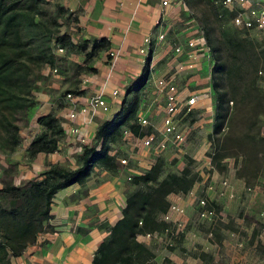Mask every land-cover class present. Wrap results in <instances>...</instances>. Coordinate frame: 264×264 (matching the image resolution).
Returning <instances> with one entry per match:
<instances>
[{"label": "trees", "instance_id": "obj_1", "mask_svg": "<svg viewBox=\"0 0 264 264\" xmlns=\"http://www.w3.org/2000/svg\"><path fill=\"white\" fill-rule=\"evenodd\" d=\"M204 1L213 9L218 21L228 17L231 20L235 16L234 10L215 5L212 0ZM46 3V0H0V148L8 151H15L21 143L18 123L31 105L27 97L35 88L34 71L44 66L53 69L54 47L83 56L84 64H92L101 52H109L110 43L106 38L74 43L69 27L77 23L75 15L58 4H54L50 13ZM241 34L227 25L220 28L218 37L204 33L213 64L210 80L214 117L208 139L213 166L219 171L225 169L222 162L230 156L229 149L246 152L255 148V137L260 130L255 114L264 106V91L258 85L259 73L264 72V50ZM107 56L110 58L109 54ZM150 59L149 55L141 73L125 88L119 111L111 119L101 122L93 142L83 147L77 168L69 170L53 166L19 186L3 180L0 189V264H12V258L22 255L29 246L36 244L38 235L49 229L52 201L59 190L85 183L97 166L112 173L116 171L118 163L110 151L120 144L124 128L135 135L144 134L130 123L137 118L140 96L150 77ZM87 68L95 72L91 66ZM72 94L81 92L70 90L66 96ZM234 123L245 127L246 131L239 137L232 135ZM37 124L42 130L26 148V157L30 161L41 153H56L65 134L61 120L52 114L39 116ZM191 164L189 159L180 172H168L165 161L158 158L150 169L130 176L131 179L126 181L122 217L108 227V234L95 251L92 264H156L153 249L136 242L135 237L164 228L160 217L168 211V197L187 194L199 181ZM231 224L222 226L230 229ZM219 234L218 230L215 236L218 238Z\"/></svg>", "mask_w": 264, "mask_h": 264}, {"label": "crops", "instance_id": "obj_2", "mask_svg": "<svg viewBox=\"0 0 264 264\" xmlns=\"http://www.w3.org/2000/svg\"><path fill=\"white\" fill-rule=\"evenodd\" d=\"M169 1L163 8L160 0H65V8L78 20L75 29L77 38L79 40L106 38L110 43L109 52H101L93 60L91 66L95 69L94 73L79 76L77 90L81 94H72L74 100H67L66 97L63 99L68 105L66 112H54L56 97L44 98L42 95L37 97L42 115L53 113L61 120L65 134L58 143V151L47 155L41 153L29 162L26 160L27 151L0 153V178L5 175L7 181L19 186L28 180L36 179L42 171L53 166L59 165L69 170L77 168L79 155L75 153V146L78 139L70 130L72 127L81 129L91 142L98 125L104 120L111 119L119 111L125 88L141 73L145 59L149 55L150 75H154L153 83L148 90L142 91L137 114L148 119L149 127L141 130L144 134L160 127L163 104L156 101L154 80L173 69L176 58L172 47L185 44L190 38H196L200 30L196 17L185 0ZM164 33L165 39L159 40ZM146 38L150 39V43L146 47L148 53L145 56L139 53V49L143 47ZM109 53L114 54V60L108 58ZM184 59L185 55H182L177 60ZM195 64L194 71L182 72L176 77L181 97L208 85L206 78L210 69L209 61L197 58ZM82 79L87 80L85 86L81 84ZM114 90L120 91L116 98L111 95ZM94 94H101L102 99L108 104V111L97 112L91 120L89 115H78L76 120L70 122L67 114L71 109L80 110L86 105L87 98ZM209 103L199 102L192 116H206L209 113ZM196 123L197 121L193 124ZM199 125L200 122L197 123V126ZM37 127L33 121L31 124L33 132L30 131L29 135L25 132L20 134L22 137L28 135L27 138L31 142L33 136L41 131H38ZM120 144H124L122 138ZM206 144L210 147L208 141ZM115 147L119 150H115L117 152L114 154V150L110 151V155L115 159L120 157L127 159L128 166L117 165L114 173L97 166L85 183L73 184L59 190L52 201L51 218L47 223L49 229L38 235L36 244L29 246L22 255L12 258V264H92V257L100 242L107 236L108 227L122 217L127 177L150 169L158 158L165 161L169 150L175 148L170 145L166 152L158 156L153 149L140 148L133 151L128 144ZM190 149L194 155L197 153L193 147ZM191 158L194 159V156ZM165 163L167 164L166 161ZM196 174L199 181L195 183L193 189L201 196L205 194L207 185L205 179L208 173L205 174L201 170ZM3 177L0 179V189L4 184ZM175 197L176 194H171L168 197L169 203L175 201ZM187 208V224L190 230L193 209Z\"/></svg>", "mask_w": 264, "mask_h": 264}, {"label": "built area", "instance_id": "obj_3", "mask_svg": "<svg viewBox=\"0 0 264 264\" xmlns=\"http://www.w3.org/2000/svg\"><path fill=\"white\" fill-rule=\"evenodd\" d=\"M103 1V0H98ZM164 8L169 4V0H160ZM211 1V0H209ZM215 5H221L224 9L235 11V16L231 19L233 27L239 30H261L264 32V6L255 8L249 0H212ZM166 33L159 37V40H164ZM150 39L146 38L143 42V47L139 49L141 55H147L148 50L146 47L149 45ZM175 53V61L173 62V69L166 73V75L158 77L154 80L155 98L157 102L163 104L162 111L163 117L161 125L158 129L153 128L151 132L142 136L135 135L128 128L122 131V140L124 143L131 146L132 150L145 148L154 151L158 156L162 155L168 150L170 145L175 148L183 147L187 128L181 129V123L184 119L193 115L194 110L199 102H211L212 90L210 85L203 89L191 93L186 96H180L178 87L176 85V77L182 72H192L196 67L197 58L210 59V48L208 47L207 40L204 32L199 30L196 38L188 39L185 44L174 45L172 47ZM58 54H62V49H57ZM182 55H185L184 60H177ZM110 59L114 60V54L109 53ZM112 61L111 66H113ZM47 74L54 75L57 70L51 69L49 66H44ZM209 75L207 76V83L210 82ZM87 80L82 79L81 84L86 85ZM120 94L119 90L112 92V97L116 98ZM67 100H74L73 95H67ZM109 109L107 102L102 99L101 94H94L87 98L86 105L80 110L71 109L67 114L68 120L74 121L78 115L91 116L90 120L97 112H107ZM130 125H136L140 130L148 128L149 122L146 117L138 114L134 122ZM70 132L77 137L78 144L75 147V153L80 155L84 146H88L89 138L85 132L77 127H72ZM260 138L264 139V129L260 133ZM115 152H113L114 154ZM120 167L128 166V161L125 158L115 159ZM208 169L211 171L207 175V185L205 187V194L199 196L198 193L192 188L185 195H177L175 201L169 203L168 211L161 215L160 221L164 223V228L156 230L155 232L139 233L136 235V242H140L146 246L159 247L166 252H171L177 247L186 243V258L183 264H204L203 256L211 258V264H264V259L258 262H249L243 257L229 262L217 258L214 253L219 249V244L215 239L216 230L220 225L228 224V219L223 213L221 208H217L220 201L229 200L233 201L237 197V191L234 187L223 178L216 175L211 157L208 159ZM130 176L127 180H130ZM250 191V189H248ZM264 206V204H263ZM193 209V214L196 223L205 226V234L203 241L193 240L195 234H190L188 229V208ZM254 223L250 225L249 229H244L243 226L236 234V241L232 245L233 249L243 251L248 244L256 247L264 243V207L257 214ZM245 217L240 218L239 223L244 222ZM263 222V223H262ZM140 224V223H139ZM235 235L231 234V237ZM230 244L225 241L222 242L223 247H228Z\"/></svg>", "mask_w": 264, "mask_h": 264}, {"label": "rangeland", "instance_id": "obj_4", "mask_svg": "<svg viewBox=\"0 0 264 264\" xmlns=\"http://www.w3.org/2000/svg\"><path fill=\"white\" fill-rule=\"evenodd\" d=\"M187 2L188 8L192 11L196 20L199 24V29L211 35V37H218L220 35V28L224 25L231 26L236 31L242 33L243 37H247L256 42V45H259L260 50H264V32L259 30H247L248 32H243V30H239L232 26L230 18H225L221 21H218L213 14V9L209 7V5L204 0H185ZM250 3L255 8L263 7L264 0H249ZM46 9L50 13L55 8L54 4L61 5L63 7L65 4V0H46ZM63 27V26H62ZM69 31L71 33L72 41L74 43L79 42L80 40L77 38L75 31L76 24L70 25ZM62 32L65 31L63 27L61 29ZM68 31V32H69ZM73 35V36H72ZM57 49L55 47L52 49V53L55 56V63L53 66V70L56 69L57 72L54 75L47 74L43 67H39L34 71V86L35 88L31 91L30 95L27 97L31 102L30 107L27 109L26 113L23 116V119L19 120L18 126L20 127V133H26L29 135V132H33V128H31V124L34 121L37 124L36 117L41 116L40 112V101H37V97L39 95L45 96L44 98L53 97L56 100V105L54 107V112H66L67 106L64 102V98L66 94L70 92V90H77L79 85V76L91 74L87 67H90V63L84 64V58L81 55L68 54L65 51L62 54H58L56 52ZM264 55V53H263ZM210 69H209V77L211 79V68L213 67L211 61V50H210V59H209ZM92 67V66H91ZM207 75V76H208ZM154 75H150L149 80L147 81V85L144 90H148L152 85V80ZM259 77L261 80L258 85L261 91H264V72L259 73ZM207 79V78H206ZM209 79V80H210ZM207 82V81H206ZM211 90V80L209 83ZM208 86V85H207ZM151 92V91H150ZM213 95V93H212ZM214 98V96H213ZM212 101L209 103V110L206 116L195 117L192 116L190 118L184 119L181 123V129L187 128L186 138L181 148H172L169 150V155L165 157V161L169 166L167 167V171L180 172L183 170L190 159L192 161L191 168L194 173H199L201 170L210 175L211 171L208 169V158L210 157V153L212 150L211 144L209 142L208 136L212 132V124L214 117V103ZM157 103V102H156ZM53 114V113H52ZM54 115V114H53ZM249 115V113H248ZM257 117V127H260V130L256 132L257 137H255V148L249 149V151L237 150V148H232L228 150V156L222 162V165H225V169L219 171L214 167L216 175L219 178L226 179L234 190L237 191V197L233 201L223 200L220 201L218 207L223 210L224 215L228 219L227 223H232L230 229L224 228V226L220 225L216 232L219 236L218 238L215 236L217 243L219 244V249L216 250L214 255L217 258L222 259L223 261L229 262L230 260H235L240 257L251 262H258L264 259V243L259 244L254 247L252 244H248L247 247L243 251H238L232 248L236 241V234L239 229L243 226L244 229H249L250 225L254 223L257 218V214L263 209L264 204V141L260 139V133L264 129V106L261 110L255 114ZM247 117V116H246ZM254 117V115H251ZM202 118V119H201ZM197 121V123L201 125L197 126L193 124L192 121ZM202 120V121H200ZM210 120V121H209ZM38 126V124H37ZM232 135L235 137H239L246 130L242 124L234 123L233 124ZM31 129V130H30ZM38 131L42 130L41 127H37ZM28 132V133H27ZM33 136V138L36 135ZM21 135V134H20ZM28 135L22 137L21 143L18 147H16L15 151H8L4 148H0V153L9 154V152H25L28 147L30 141L28 140ZM26 138V139H25ZM31 140V139H30ZM210 147L207 146L206 142ZM89 142V144H91ZM126 145L117 144L115 146ZM77 146V145H76ZM75 146V147H76ZM113 146L111 149L114 152L115 150H119L117 147ZM202 146V147H201ZM190 147H193L197 153H192ZM201 147V148H200ZM179 150V152H178ZM190 153V154H189ZM194 156V159L191 157ZM27 162L30 160L26 157ZM173 160V161H172ZM43 172V171H42ZM10 174V173H9ZM3 177V175H2ZM1 177V178H2ZM4 175V179H5ZM0 178V179H1ZM207 178V177H206ZM208 179H205L207 181ZM5 182L7 180L5 179ZM12 182V181H11ZM14 184V182H13ZM18 186V185H15ZM250 189V191H248ZM242 216L245 217L244 222L242 224L239 223L240 218ZM263 223V222H262ZM190 234H195V238L193 240L203 241V237L205 234V226H201L196 223L195 216H191L190 222ZM231 234L235 235L231 237ZM230 244L228 247H223L222 242ZM153 248V247H151ZM155 253V263L156 264H183L184 260L188 258V254L186 253V243L172 250L171 252L163 251L159 247L155 246L153 248ZM204 264H211V258L205 257L203 260Z\"/></svg>", "mask_w": 264, "mask_h": 264}]
</instances>
